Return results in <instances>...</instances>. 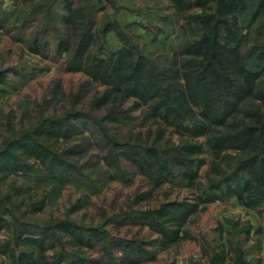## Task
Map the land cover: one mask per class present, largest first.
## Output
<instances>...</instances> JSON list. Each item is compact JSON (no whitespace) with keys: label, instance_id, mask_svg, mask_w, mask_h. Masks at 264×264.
<instances>
[{"label":"rangeland","instance_id":"obj_1","mask_svg":"<svg viewBox=\"0 0 264 264\" xmlns=\"http://www.w3.org/2000/svg\"><path fill=\"white\" fill-rule=\"evenodd\" d=\"M70 1L91 15L97 31L116 25L152 67H160L198 33L197 26L187 21L198 8L177 14L170 0ZM260 1L264 2L248 0L242 18L248 35L246 64L251 69L264 66L255 51L264 45V12L251 22ZM63 14V0H0V150L14 133L33 132L44 119L81 115L70 120L76 129L69 137L52 144L68 166L48 171L34 165L29 172L7 179L15 187L23 186L24 197L46 196L44 211L28 214L25 220L68 221L92 231L91 246L60 235L56 250L63 253L61 264H208L221 247L232 256L241 252L246 264H264V206L248 209L235 198L210 203L190 217L185 238L166 249L147 224L131 221V215L164 202H193V189L181 182L174 169L164 183L156 184L123 155L131 143L146 138L152 142L158 128L145 119L142 108L131 112L132 98L114 96V102L97 107L95 102L106 87L84 73L64 70L66 55L56 50L65 33ZM98 41L93 50L99 57L121 45L114 31L100 34ZM34 44L40 55L31 49ZM109 109L119 116L118 122L107 119ZM167 138L182 140L172 129L163 133V140ZM203 158L200 180L205 184L211 156ZM228 158L234 163L236 156L230 153ZM6 185L0 184L1 189L6 190ZM7 237L6 231L0 232V245ZM0 264H11L1 252Z\"/></svg>","mask_w":264,"mask_h":264},{"label":"trees","instance_id":"obj_2","mask_svg":"<svg viewBox=\"0 0 264 264\" xmlns=\"http://www.w3.org/2000/svg\"><path fill=\"white\" fill-rule=\"evenodd\" d=\"M170 1L177 14L198 8L187 18L198 33L160 67L149 65L116 25L97 31L91 15H85L70 0H63L65 33L56 47L59 55H66V72L84 73L106 87L95 102L97 107L114 102V96L132 98L131 112L142 108L145 119L158 128L152 142L146 138L131 143L123 153L126 159L156 184L164 183L174 169L181 182L193 189V202L168 201L131 215L132 222L147 224L158 234L162 249L182 241L190 217L210 203L235 198L248 209L264 206V66L251 69L246 64L248 35L242 18L249 2ZM262 12L264 2L260 1L251 22ZM111 31L116 33L120 47L107 57L97 56L93 48L100 34ZM31 49L38 55L42 52L35 44ZM255 51L264 64V45ZM112 110L106 117L116 123L119 116L115 117ZM79 118L81 115L44 119L35 131L14 133L1 147L0 184L7 185L6 190L0 187V232L6 231L8 237L0 252L11 264H61L63 253L56 250L60 235L84 246H91L95 238L91 230L82 231L68 221L38 224L25 220L28 214L44 211L46 196L24 197L23 186L6 182L12 175L29 172L34 165L48 171L65 166L67 162L54 152L52 144L68 138L76 129L70 120ZM168 129L182 140H163ZM230 153L236 156L234 163L228 158ZM204 154L211 156L205 184L200 180V170L206 164ZM234 254L221 247L209 257L208 264H246L241 252Z\"/></svg>","mask_w":264,"mask_h":264}]
</instances>
